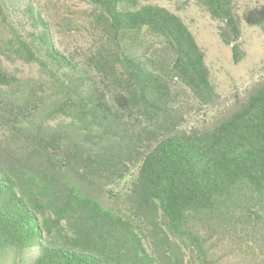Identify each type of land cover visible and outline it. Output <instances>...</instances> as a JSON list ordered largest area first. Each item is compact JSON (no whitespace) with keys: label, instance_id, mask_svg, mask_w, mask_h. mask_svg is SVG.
Here are the masks:
<instances>
[{"label":"trees","instance_id":"1","mask_svg":"<svg viewBox=\"0 0 264 264\" xmlns=\"http://www.w3.org/2000/svg\"><path fill=\"white\" fill-rule=\"evenodd\" d=\"M78 1L85 44L38 3L0 0V54L40 70L0 59V130L21 144L0 138V264H192L181 243L213 264L211 238L264 225V77L214 123L190 122L219 96L183 18L153 0ZM194 2L234 63L242 23L264 34V0Z\"/></svg>","mask_w":264,"mask_h":264},{"label":"rangeland","instance_id":"2","mask_svg":"<svg viewBox=\"0 0 264 264\" xmlns=\"http://www.w3.org/2000/svg\"><path fill=\"white\" fill-rule=\"evenodd\" d=\"M38 3L46 12L54 25L67 23L72 27V35L77 43L85 44L93 39V29L90 25L87 9L88 5L78 0H32ZM177 12L188 25L198 45L205 55V63L209 68L211 79L219 98L216 104L196 112L188 108V121L198 125L207 126L214 123L225 112L233 109L264 77V34L257 27L242 23L240 38L243 57L234 63L229 45H225L219 38V22L212 19L205 11L199 8L194 0H153ZM262 0H238L239 9L260 3ZM65 39L66 35L59 34ZM2 39V26L0 21V42ZM0 59L8 71L18 77H37L39 67L34 63H26L13 53L5 50ZM204 112V114H203ZM202 113V116H201ZM56 118L51 123L61 121ZM0 138L10 147L19 150L21 144L13 140L8 134L0 130ZM121 182L119 186H123ZM117 188V187H116ZM99 191L98 189H96ZM100 191L99 199L103 204L116 206L117 199ZM162 221V218H160ZM242 219L229 235L210 239L209 257L213 264H264V225H244ZM163 225V223H162ZM166 229V227L163 225ZM246 227V230H245ZM179 241V240H178ZM185 259L192 264H199L192 252L182 244Z\"/></svg>","mask_w":264,"mask_h":264}]
</instances>
